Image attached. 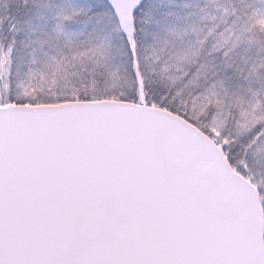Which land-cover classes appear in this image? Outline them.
<instances>
[{"label":"snow or ice","instance_id":"1","mask_svg":"<svg viewBox=\"0 0 264 264\" xmlns=\"http://www.w3.org/2000/svg\"><path fill=\"white\" fill-rule=\"evenodd\" d=\"M0 264H264V0H0Z\"/></svg>","mask_w":264,"mask_h":264}]
</instances>
